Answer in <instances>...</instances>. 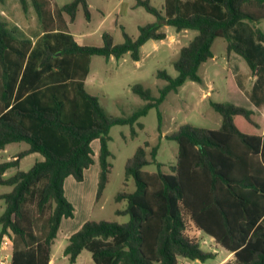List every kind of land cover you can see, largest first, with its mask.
Instances as JSON below:
<instances>
[{"label":"trees","instance_id":"16d2710c","mask_svg":"<svg viewBox=\"0 0 264 264\" xmlns=\"http://www.w3.org/2000/svg\"><path fill=\"white\" fill-rule=\"evenodd\" d=\"M3 1V0H1ZM27 12L33 5L42 34L22 37L0 18V150L13 142L29 146L0 162V185L12 189L0 196V241L12 242L10 264H49L52 247L64 218L75 216V206L65 194L69 176L85 180L95 162L92 142L100 139L97 200L110 181L114 153L109 147L114 125L136 124L151 108L159 109L172 91L187 80L202 82L201 65L214 57L216 38L227 41V54L241 55L254 75L249 99L264 105V0H165L162 8L151 0H136L157 20L139 26L134 37L121 26L124 41L116 43L105 31L102 45L81 44L60 29L52 0H20ZM82 8L87 20L88 0H72L59 7L70 21ZM162 24L178 31L193 29L195 37L174 61L177 75L158 70L166 81L157 95L141 83L132 86L144 104L128 116L107 113L99 97L86 88L92 57L121 58L130 53L140 59L148 40H163ZM222 116L217 128L182 124L166 137L178 143L173 172L157 159L158 145L146 141L127 159L126 180L133 191L121 190L116 202L128 215L124 223L87 220L68 239L64 254L75 263L87 249L96 264H181L182 259L205 261L215 255L201 247L195 230L212 236L233 253L224 264H264V115L230 101H211ZM38 152L28 170L21 160ZM155 163L157 171L145 170ZM17 170L8 175L11 169Z\"/></svg>","mask_w":264,"mask_h":264},{"label":"rangeland","instance_id":"374dc122","mask_svg":"<svg viewBox=\"0 0 264 264\" xmlns=\"http://www.w3.org/2000/svg\"><path fill=\"white\" fill-rule=\"evenodd\" d=\"M70 1L72 0H52V7L59 28L66 29L77 36V41L81 44L102 45V34L105 31L113 35L116 43H121L124 41L121 25L129 34L137 36L140 25L157 20L156 16L144 7L136 6V0H89L92 10L91 20L86 19L83 9L80 8L76 19L70 21L69 15L59 10L60 6ZM151 1L158 8L165 3V0ZM2 10L5 12L4 15ZM0 18L7 22L9 29L15 30L22 37L36 38L38 37L36 34L41 31V24L33 5L30 4L25 12L20 0H0ZM161 29L168 33V37L163 40H148L141 48L139 60H134L129 52L119 59L101 55L92 57L86 88L99 97L109 115L128 116L145 103L133 92L134 84L141 83L157 95L159 88L166 83L165 80L157 77L158 70H166L173 76L177 75L174 61L178 58L181 48L195 37L197 31L193 29L178 31L168 24H162ZM171 35L178 36L175 42H172ZM212 49L214 57L200 67L202 82L187 80L178 91L170 92L163 101L160 106L163 114L161 124L159 109L154 107L139 119L144 124V128L136 124L138 135L135 137H131V126L128 124L112 126L109 147L114 153L113 169L110 181L99 201L97 200L99 174H96V168L100 169V139L92 142L95 162L86 170L85 180L79 182L69 176L65 181V194L76 210L73 218H64L55 239L52 248L54 264H70L65 258L64 248L68 242L66 234L71 225L79 229L90 219H107L120 223L129 220L128 215L116 213L117 208H125L126 202H116L115 196L121 190L136 189L134 179L126 180L125 166L127 159L135 153L138 146L146 141H149L152 146L158 145L157 159L164 163V170L173 172V166L177 161L178 143L167 138L166 134L177 130L185 123L206 128L219 127L222 116L212 107L211 101H230L247 108H254L262 114L259 111L264 109V105L255 107L237 85L238 81L244 90L250 93L254 83V75L245 59L234 52L228 55L227 41L221 37L216 38ZM28 146L29 144L25 141L8 144L5 149L0 150V162ZM41 159H43L42 154L31 153L21 160L20 169L28 170ZM144 169L157 171L158 166L152 163ZM16 170L13 168L8 174H13ZM11 189V186L0 185V193ZM3 208L4 200L0 199V212ZM195 234L204 250L215 252L213 257L205 260L206 264H215L225 258L228 251L215 242H211L208 234L203 231L195 232ZM7 253L9 256L3 258L10 262V250L4 251L3 254Z\"/></svg>","mask_w":264,"mask_h":264},{"label":"crops","instance_id":"0c3cea01","mask_svg":"<svg viewBox=\"0 0 264 264\" xmlns=\"http://www.w3.org/2000/svg\"><path fill=\"white\" fill-rule=\"evenodd\" d=\"M89 1V0H88ZM90 4V3H89ZM164 5V4H163ZM162 5V7H163ZM161 7V8H162ZM2 13L3 15L5 14L4 10H2ZM122 26V25H121ZM42 28H41V31L39 34H36V36H40L42 34ZM104 33V32H103ZM139 34V33H138ZM103 35V34H102ZM35 36V37H36ZM75 36V35H74ZM138 36V35H137ZM136 37V36H134ZM167 37H168V33H167ZM178 36H175V35H171V40L172 42H175V40L177 39ZM37 38V37H36ZM36 38H33V39H36ZM76 40L78 39L77 36H75ZM166 39V38H165ZM250 72V71H249ZM248 75V73H246ZM247 77V76H246ZM236 78V77H235ZM237 85L239 86V88H241V90L246 94V96L248 97L249 96V93L246 92V90H244L243 86H241L242 84H239V82L237 81ZM252 88V87H251ZM249 98V97H248ZM254 109V108H253ZM259 111V110H258ZM260 113H262V115H264V109L263 110H260L259 111ZM99 171L100 169L99 168H96V174H99ZM86 173V172H85ZM9 175V174H8ZM9 192V191H8ZM6 192H1L0 193V196L2 194H4ZM1 199V198H0ZM4 206H5V202H4ZM4 210V208H3ZM2 210V211H3ZM1 213V212H0ZM64 220V219H63ZM63 222V221H62ZM62 226V224H61ZM61 229V228H60ZM78 228H73V225L70 226L69 230L67 231V234H66V239L68 241L69 237L77 231ZM80 229V228H79ZM60 232V230H59ZM58 232V233H59ZM197 232H202L201 230H195L194 233ZM211 242H215L214 238L212 236H210V239H209ZM68 243V242H67ZM201 243V242H200ZM216 243V242H215ZM217 244V243H216ZM67 245V244H66ZM219 245V244H217ZM66 247V246H65ZM53 248V247H52ZM65 249V248H64ZM6 250H10V262H11V257H12V251H13V245H12V242L11 240L9 239L8 236H4L3 239L0 241V264H10V262H7L8 260L7 259H4L3 257H8L9 254L7 253L6 255L3 254L4 251ZM228 251V250H227ZM90 252L89 250L87 249H84L80 255L78 256L77 260L75 263H70V264H96L93 257H92V253H88ZM213 253H215L214 251H212ZM65 258L68 259V256L65 255ZM233 258V253L229 252L227 253V255L225 256L224 259H222L220 262L218 263H215V264H224L225 262L231 260ZM182 263L183 264H206V261H201L199 259H195V260H191V259H182ZM49 264H54V259H53V255H51V260H50V263Z\"/></svg>","mask_w":264,"mask_h":264},{"label":"built area","instance_id":"2783aa9c","mask_svg":"<svg viewBox=\"0 0 264 264\" xmlns=\"http://www.w3.org/2000/svg\"><path fill=\"white\" fill-rule=\"evenodd\" d=\"M181 264H183V263H181Z\"/></svg>","mask_w":264,"mask_h":264}]
</instances>
